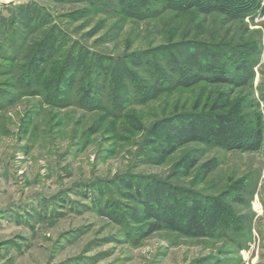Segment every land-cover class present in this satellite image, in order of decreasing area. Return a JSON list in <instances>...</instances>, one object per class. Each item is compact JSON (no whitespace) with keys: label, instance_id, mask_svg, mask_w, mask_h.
Returning a JSON list of instances; mask_svg holds the SVG:
<instances>
[{"label":"rangeland","instance_id":"374dc122","mask_svg":"<svg viewBox=\"0 0 264 264\" xmlns=\"http://www.w3.org/2000/svg\"><path fill=\"white\" fill-rule=\"evenodd\" d=\"M124 1L0 0V264H264V2L244 19L214 11L191 23L164 2L152 6L155 16H127ZM47 32L65 39L58 58L76 50L88 66L103 57L116 68L140 54L144 61L130 68L143 77H126V105L114 107L109 88L95 106L84 105L77 83L64 103L28 88L26 64ZM217 32L229 33L214 40ZM242 38L259 51L250 71L230 69L244 77L241 84L212 83L188 67L196 78L190 84L163 86L164 76H184L176 69L181 60L173 53L172 63L164 48ZM145 63L150 73L140 68ZM141 84L150 90L140 96ZM215 100L261 116L258 148L191 142L159 159L155 124L168 129ZM239 180L246 187L232 199ZM190 191L223 197L237 224L216 234L151 231L147 208L159 212L165 198Z\"/></svg>","mask_w":264,"mask_h":264},{"label":"trees","instance_id":"16d2710c","mask_svg":"<svg viewBox=\"0 0 264 264\" xmlns=\"http://www.w3.org/2000/svg\"><path fill=\"white\" fill-rule=\"evenodd\" d=\"M160 2L168 3L166 8L175 9L178 19H186L192 23L201 13L214 11L228 15L232 19H244L259 10L264 0H125L120 8L127 16L145 19L155 14L152 6ZM228 33L217 32L213 38L224 40ZM64 40L60 35L57 37L54 33L47 32L34 43L32 56L26 64L27 79L24 83L27 87L33 90L45 89L44 91L50 96L48 98L50 102L64 103L77 83L80 85L77 93L81 94L85 106L92 104L95 106L94 102L101 105L102 102L98 97L102 94L107 95L106 90L109 88L108 97L114 107H124L128 101L126 77L135 81L143 77L138 72L132 71L130 66L142 63L143 57L135 53L126 55L118 61L120 65L116 68L110 66L109 59L94 57L88 66L87 57L83 58L81 54L76 53V50H71L67 56L63 54L64 57H57L62 50ZM243 40V38L239 39V44L191 40L175 43L169 50L164 48L166 54H171V58L174 53L181 60L177 61L176 69H179L178 71L184 76L171 78L173 81H170L168 76H164L163 86L171 85L173 82L190 84L196 79L194 71L197 78L205 74L206 79L212 83L241 84L245 81L244 77H234L236 74L230 72V69H235L236 73L239 70L250 71L257 62L259 51L247 46L246 42H241ZM174 61L175 59L171 60L172 63ZM150 64L145 63L140 68L143 67L150 73ZM50 65L54 68L51 70L53 76L47 77ZM188 67L194 71L187 70ZM62 85H68L69 88L62 90ZM141 85L136 93L139 95L142 91L140 96L149 89L146 85ZM94 96L95 99H92ZM240 105L241 103L237 102L235 106H231L228 101L215 100L212 103L206 102L200 108L198 103L194 110L173 119L172 126L168 129L164 122L155 124L152 134L158 136L156 156L163 160L179 146L191 142L218 146L227 150L247 151L258 148L263 135L261 116L253 119L251 114L239 109ZM195 162L192 158L186 166L191 168ZM245 187L244 180L236 181L230 191L231 198L235 199ZM161 204L163 207L159 212L149 207L148 213H145L148 218L155 217V221L150 224L151 231L168 226L185 234H216L218 231L226 232L237 224L234 212L225 203L223 197L218 195L200 197L190 191L178 199L174 198L173 201L169 196Z\"/></svg>","mask_w":264,"mask_h":264}]
</instances>
